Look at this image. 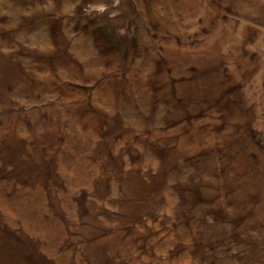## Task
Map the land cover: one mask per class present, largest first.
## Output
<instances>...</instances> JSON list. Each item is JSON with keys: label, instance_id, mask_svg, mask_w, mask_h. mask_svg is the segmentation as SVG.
Listing matches in <instances>:
<instances>
[{"label": "rangeland", "instance_id": "374dc122", "mask_svg": "<svg viewBox=\"0 0 264 264\" xmlns=\"http://www.w3.org/2000/svg\"><path fill=\"white\" fill-rule=\"evenodd\" d=\"M0 264H264V0H0Z\"/></svg>", "mask_w": 264, "mask_h": 264}, {"label": "bare ground", "instance_id": "6f19581e", "mask_svg": "<svg viewBox=\"0 0 264 264\" xmlns=\"http://www.w3.org/2000/svg\"><path fill=\"white\" fill-rule=\"evenodd\" d=\"M24 257V256H23Z\"/></svg>", "mask_w": 264, "mask_h": 264}]
</instances>
